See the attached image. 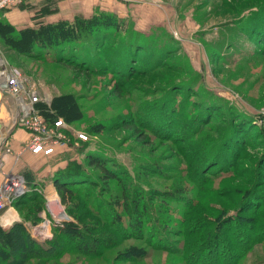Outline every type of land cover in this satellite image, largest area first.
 Instances as JSON below:
<instances>
[{
    "label": "trees",
    "instance_id": "obj_1",
    "mask_svg": "<svg viewBox=\"0 0 264 264\" xmlns=\"http://www.w3.org/2000/svg\"><path fill=\"white\" fill-rule=\"evenodd\" d=\"M229 2L237 6L230 15L241 9H259L257 23L264 36V0ZM50 12L42 7L39 16ZM36 23L38 26L16 29L0 17L2 52L18 60L63 64L86 76L101 78L111 73L116 83L107 98L113 97V104L118 106L119 99L132 96L127 100V111L107 121L91 118L86 130L91 135L125 130L124 139L139 141L153 157L132 175L105 156L109 150L101 145L91 148L87 142L81 148L66 150L65 167L57 169L50 180L71 221L54 229L51 242L37 243L28 236L26 225L40 220L45 200L36 191L17 199L13 208L19 220L7 230L0 226V264H70L61 263L67 256L83 264H141L154 251L166 254L164 264H247L250 251L264 244V152L253 159L235 149L237 142L240 151L244 149L245 140L238 139L242 135L248 141L256 140L259 146L257 142L264 139V123L258 124L255 115L235 109L223 121L226 126L221 128L220 137L205 141L209 136L204 132L213 130L205 129L207 119L215 116V109L224 107L211 97L189 105L181 121L188 127L194 121L190 117L194 106H200L198 127L188 129L191 134L183 138L190 151L182 155L185 165L179 182L154 185V180L174 179L177 172L162 166L159 147L150 146L143 132L158 134L154 127L164 131L170 128L167 116L171 113L178 120L176 115L183 108L173 95L175 91L181 86L196 90L195 77L190 76L191 83L187 71L172 62L178 51L176 46L170 47L172 38L164 28L143 32L126 18L100 9L70 21ZM140 84L149 89H142ZM132 90L143 95L133 96ZM81 98L72 92L56 94L49 105L37 103L36 109L49 125L59 117L73 124L82 118ZM171 134L166 131L164 140H170ZM239 161L244 167L237 170ZM223 176H228V181L215 186ZM26 181L33 189L38 185Z\"/></svg>",
    "mask_w": 264,
    "mask_h": 264
},
{
    "label": "rangeland",
    "instance_id": "obj_2",
    "mask_svg": "<svg viewBox=\"0 0 264 264\" xmlns=\"http://www.w3.org/2000/svg\"><path fill=\"white\" fill-rule=\"evenodd\" d=\"M162 1L163 0H157L159 4ZM167 1H170L172 4L171 7H169L171 9L170 17L165 23L166 25L156 28H164V32H167L168 36L172 38L171 40L174 41L170 47L176 46L178 51L173 56L172 62L175 66H177V64L181 65L187 71L191 83V77H195L193 85H195L194 88H196V90L191 89L190 86H181V90H176L175 94H173L174 97L181 102L180 106L183 108L182 111H179L180 114L177 113L176 115L178 120L175 119L171 113L167 116L168 124H172L169 126L170 128H167V123H165L164 128H167L166 131L173 133L170 136V140H164L163 136L166 135L163 134H166V131L161 128H159L161 130H158L157 127H154L158 134H151L149 131L143 132L144 135L149 137L150 146L159 147L158 153L161 155V160H163L161 162L162 166L168 170L174 168L176 170L175 172H177L175 173V178L172 180L159 179L154 180L152 183L161 186H169L172 183H178L179 180L177 178L182 175L181 170L185 165L182 155H187L190 151V149L187 148L190 144L186 142V140L183 141V138L191 134V130H189V132L188 129L198 127L197 119L200 109V106H194V111L190 116L194 121L188 123L187 127V122L183 123L181 118L182 113L189 110V105H195L198 101L203 102V98L211 97L218 100L224 107V109L221 110L218 108L215 109L214 111L216 112L214 117L208 116L210 119H207L208 121L206 120L207 127L205 129L213 127V130L211 132H204L205 135L209 136L207 139L205 138V141H210V139L216 141L221 135V128L226 126L223 121H227L236 110L242 109L243 111H247L257 117L258 124L264 123V45L261 44V38H264V36L262 32H260L259 24L257 23L259 21V9H252V12L241 9L238 14L230 15V12L236 10L237 6L231 4L232 2H229V0ZM232 1L234 3L240 2V0ZM140 3H142V1ZM238 6H240V4H238ZM224 9L225 13H227L225 17ZM175 13L176 16L174 17ZM126 19L136 28L137 23L134 17ZM1 49L2 48H0V55L6 62L10 66L16 67L24 77L35 84L40 95L46 97L49 102H51L56 94L59 95L68 92L82 97L78 100L82 111H79V114L82 115V118L73 124L64 122L67 125V129L64 132L68 136L70 144L65 149L71 150L72 147L81 148V146L87 142L90 143L91 148L101 145L109 150L105 156L111 157L118 165L132 175L142 163L151 161L150 159H152L153 156L149 155L147 147L140 146L141 143L139 141L136 142L131 139L127 141L123 138L127 134L125 130L114 132L104 131L97 135H91L86 130L87 124L91 123L94 119H105V121H107L112 115L127 111V100L131 99L132 96H125L119 99L118 106L113 104V97L107 98L109 91L116 83V79L114 80L111 73H105L101 78L86 76V74L75 72L74 69L68 68L63 64L44 65L32 60H18L13 54L2 52L3 50ZM104 53L106 52H101L99 54L102 55ZM146 57L147 56L144 58ZM10 59L14 61L10 62ZM135 60L138 61V58ZM86 77L89 78L88 81ZM199 78L202 80V83ZM107 81H109V85L106 84ZM139 87L142 89H149V87L143 84H140ZM194 92L199 94L195 95ZM130 93L133 96L143 95L136 90H132ZM8 102L10 118L13 122L16 109L13 101L8 100ZM94 114H96L97 118ZM150 116L149 114L143 117ZM91 118L93 120H91ZM186 118L187 115L184 119ZM59 119L63 120L61 117H59ZM139 121L142 120L140 119ZM139 121H137V123ZM174 124H177V127H175ZM150 126L152 127V124H150ZM78 134L85 135L87 140H81ZM169 134L170 133H168V135ZM157 135L161 137L157 138ZM245 137V135H242L238 138L239 140L244 139L245 143L244 149L240 151L238 147L240 142H237L236 152L242 154L243 157H245V154H248L253 159L259 158L264 152V139L257 142L259 143L258 146L255 143L256 140L248 141ZM175 139L176 145L173 144ZM197 139H200V137H197ZM182 147H184L185 150L180 152L179 150ZM74 151L73 149V152ZM76 152L77 150L74 154H76ZM172 156L174 157L171 158ZM77 159L81 160V158ZM241 167H244V162L241 163L239 161L237 170ZM219 180L220 181L214 183L215 186L228 181V176H223L222 179ZM52 195L56 200L55 205H58V208L64 210L56 191H54ZM39 216L41 220V213ZM40 220L37 223L26 225L28 236L40 244L51 242L54 239V229L62 227L63 223H66L62 221L60 226L53 229L51 239L39 241L29 234V229L37 225ZM2 223L10 224L11 222L1 220V224ZM166 258L167 256L165 253L154 251L150 252L146 260L141 264H164ZM247 259V264H255L257 261L263 262L262 264H264V244L257 246L252 252L250 251ZM61 263L83 264L79 260L75 261L71 256L64 258ZM116 264L129 263L121 262Z\"/></svg>",
    "mask_w": 264,
    "mask_h": 264
},
{
    "label": "crops",
    "instance_id": "obj_3",
    "mask_svg": "<svg viewBox=\"0 0 264 264\" xmlns=\"http://www.w3.org/2000/svg\"><path fill=\"white\" fill-rule=\"evenodd\" d=\"M21 5H25L22 7ZM171 2L163 0L160 4L157 0H146L145 2H134L130 0H27L22 4L8 7H0V17L5 19L16 29L35 27L38 20H44L46 23H55L61 20H72L75 16H90L95 9L114 12L121 17H134L136 28L146 32L152 27L166 25L171 14ZM45 7L51 12L45 16H39L40 8ZM176 16V13L174 17ZM7 96H0V128L8 133L6 145L10 149L9 154L3 155V171L17 172L25 175L31 184H38L46 193L52 194L55 189L52 184L51 175L57 170L64 168L66 165L65 156L67 149L59 148L55 154L44 157L24 152L18 159L14 154L26 143L28 134L15 127L10 118L9 102ZM2 175H0V183ZM29 184V183H28ZM42 184V185H40ZM59 212L60 208H55ZM8 211L14 213V218L7 226H0L7 230L11 224L18 221V215L12 208ZM6 211V212H8Z\"/></svg>",
    "mask_w": 264,
    "mask_h": 264
},
{
    "label": "built area",
    "instance_id": "obj_4",
    "mask_svg": "<svg viewBox=\"0 0 264 264\" xmlns=\"http://www.w3.org/2000/svg\"><path fill=\"white\" fill-rule=\"evenodd\" d=\"M132 1L145 2L146 0ZM25 2L27 0H0V7ZM2 85H6V88L3 89ZM0 96H7L13 101L16 109L13 124L28 134L26 143L14 154L16 159L24 152L48 157L55 154L57 149L66 148L70 145L69 138L64 132L67 129L64 121L57 119L49 125L36 109L37 103L49 105V100L42 97L36 85L24 77L16 67L10 66L1 55ZM7 137L8 133L0 128V175H2L0 183V217L13 208V203L17 199L31 191H36L44 198L45 205L41 212L40 222L29 229V234L39 241L49 240L52 238L53 229L60 226L62 222L55 217V208H58V205H55L56 200L52 194L46 193L42 187L37 186L33 189L23 174L3 171V155L10 153V149L6 145ZM78 137L81 140L87 138L83 134H78Z\"/></svg>",
    "mask_w": 264,
    "mask_h": 264
},
{
    "label": "water",
    "instance_id": "obj_5",
    "mask_svg": "<svg viewBox=\"0 0 264 264\" xmlns=\"http://www.w3.org/2000/svg\"><path fill=\"white\" fill-rule=\"evenodd\" d=\"M2 88H6V85H2ZM5 94V93H4ZM55 217L59 220V221H65L68 222L70 221L69 216L64 212V210H60L59 212H56Z\"/></svg>",
    "mask_w": 264,
    "mask_h": 264
},
{
    "label": "bare ground",
    "instance_id": "obj_6",
    "mask_svg": "<svg viewBox=\"0 0 264 264\" xmlns=\"http://www.w3.org/2000/svg\"><path fill=\"white\" fill-rule=\"evenodd\" d=\"M14 218V215H13V212H11V211H8V212H6L3 216H2V221H6V222H11L12 221V219ZM3 224V223H2ZM9 223H7V224H3V225H8Z\"/></svg>",
    "mask_w": 264,
    "mask_h": 264
}]
</instances>
